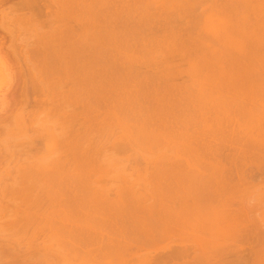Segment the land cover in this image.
Listing matches in <instances>:
<instances>
[{
	"label": "bare ground",
	"instance_id": "1",
	"mask_svg": "<svg viewBox=\"0 0 264 264\" xmlns=\"http://www.w3.org/2000/svg\"><path fill=\"white\" fill-rule=\"evenodd\" d=\"M0 32V264H264V0H0Z\"/></svg>",
	"mask_w": 264,
	"mask_h": 264
},
{
	"label": "rangeland",
	"instance_id": "2",
	"mask_svg": "<svg viewBox=\"0 0 264 264\" xmlns=\"http://www.w3.org/2000/svg\"><path fill=\"white\" fill-rule=\"evenodd\" d=\"M11 3H12L11 1H10V2L8 1V2L4 5V7L7 8ZM0 33H1V32H0ZM0 46H2L1 41H0ZM184 79H186L185 76L182 77V78H178V79L176 80V82H182ZM0 84H1V80H0ZM4 85H5V84H4ZM4 85H3V86H4ZM6 88H7V87L4 86L3 89H2V92L6 91ZM3 95H4V94H3ZM3 95L0 94V110L2 109V108H1V107H2V102H1V101H2V99H3ZM6 97H8V96H4V98H6ZM0 116H1V111H0ZM0 124H1V123H0ZM37 128L40 129V127H39V123H37ZM28 132H30V131L28 130ZM2 134H3V133H2ZM2 137H3V136H2ZM19 137H20V136H18L17 138H19ZM22 137H23V135H22L19 139H17V138L14 139V140L9 139L8 144H9V145H10V144L12 145V144H14V143H15V144H16V143H18V144H22V143H24V144H25L26 142H27V144H28V139L25 138V137H23V138H22ZM25 139H26V142L24 141ZM19 141H20L21 143H20ZM36 143L40 144L39 141H38V142L36 141ZM109 147H110L109 145H106V149H107V150L109 149ZM109 152H110V154H108ZM108 153H107L108 155H113V156L111 157L113 160H112L111 158H110V160H112V161H116V160H117V161H123V160L126 159V158L128 159L129 156H130V154H131L132 152H131V151H126V152H124V153H123V152H119V153L114 152V153H113V150H108ZM111 153H113V154H111ZM115 153H116V154H115ZM114 154H115V155H114ZM117 154H118V156H117ZM100 155L103 157V154H100ZM115 156H117V157H115ZM99 157H100V156H99ZM116 158H117V159H116ZM23 159H24V158L22 157V160H23ZM99 159H100V158H99ZM99 159H98V160H99ZM122 159H123V160H122ZM100 160H101V159H100ZM117 161H116V162H117ZM0 162H1L0 164L2 165L3 161L0 160ZM1 165H0V166H1ZM97 173H99V171H98ZM101 173H102V172H101ZM102 174H103V173H102ZM99 175H100V174H99ZM105 177H106V179H108L107 176H105ZM105 177H104V179H105ZM104 179L102 180V182H104V183L106 182V183H107L108 180L106 181V179H105V180H104ZM8 180H9V179H8ZM250 195H251V194H250ZM250 195L246 198L247 200H245V205H246V204L248 205V207L246 206V210H247V208H249L248 212H250L248 215L253 214V211L256 209L257 212H255V211H254V212L257 214L258 211H259V213H260V214L258 213L257 215L264 216V208H262V206L259 205L260 202H259L255 197H252V198H254V199L252 200V202L254 201V203L251 202V204H249L250 202H249L248 200H249V199L251 200ZM251 196H252V195H251ZM256 201H258V202H256ZM4 202H5L6 205L8 204L5 200L3 201V204H4ZM5 204H4V205H5ZM9 204H10V206H11V203H9ZM255 204H258V206H261V207H258V206L255 205ZM262 205H263V204H262ZM10 206L7 205V206H5V207L7 208V207H10ZM252 207H253V208H252ZM263 207H264V205H263ZM259 209H260V210H259ZM250 210H252V211H250ZM248 212H246V213H248ZM256 214H255V215H256ZM257 215H256V217H258ZM251 217H252V216H250L249 220H252V221H250V223H249V222H246V223L244 224L242 230H243L244 228H247V230L245 229L244 232L242 231L243 233L241 232V233H242V236H241V237H243V235H244V233H245V236L247 235L246 237L244 236L245 238H247V239H248V237H249V238H253V239H249V240L251 241V240H254V239H255V241H256V239L260 237L259 233H260L261 235H263V233H264V229H261V227L264 228V227H263V224H262V222H261V221L264 222V220H263L264 217H263V218L261 217V218H262L261 220H253V219H255V218H254V217L251 218ZM257 219H258V218H257ZM259 219H260V218H259ZM3 221H4V220H3ZM5 221H6V220H5ZM5 221H4V222H5ZM247 221H248V220H247ZM257 221H260L261 223H260V222H257ZM255 222H256V223H255ZM258 223H260V224H258ZM252 224H253V225H252ZM254 224H257V225H254ZM246 225H249V226H246ZM260 226H261V227H260ZM248 227H251L249 231H248ZM252 227H253V229H254V227H257L256 229H258V230H256V229H254L255 231H254V230H251ZM258 227H259V228H258ZM246 231H247V234H246ZM256 231H258V232H256ZM250 232H251V233H250ZM253 232L257 233L259 237L256 236V238H255V235H256V234L254 233L255 235L253 236ZM251 236H252V237H251ZM233 254H234V253L229 254L230 256H228V259H231V258H233V257H235V256L237 255V254H236V255H235V254L233 255ZM229 257H231V258H229Z\"/></svg>",
	"mask_w": 264,
	"mask_h": 264
}]
</instances>
